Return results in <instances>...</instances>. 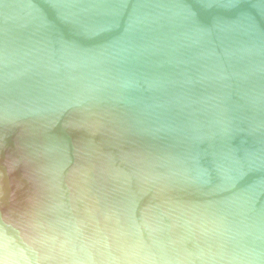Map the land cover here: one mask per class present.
Instances as JSON below:
<instances>
[{
	"label": "water",
	"instance_id": "water-1",
	"mask_svg": "<svg viewBox=\"0 0 264 264\" xmlns=\"http://www.w3.org/2000/svg\"><path fill=\"white\" fill-rule=\"evenodd\" d=\"M0 264H264V0H0Z\"/></svg>",
	"mask_w": 264,
	"mask_h": 264
}]
</instances>
